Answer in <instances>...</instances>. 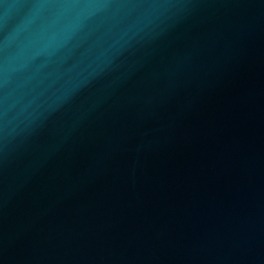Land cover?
<instances>
[{
	"label": "water",
	"instance_id": "1",
	"mask_svg": "<svg viewBox=\"0 0 264 264\" xmlns=\"http://www.w3.org/2000/svg\"><path fill=\"white\" fill-rule=\"evenodd\" d=\"M0 264H264V0H0Z\"/></svg>",
	"mask_w": 264,
	"mask_h": 264
}]
</instances>
